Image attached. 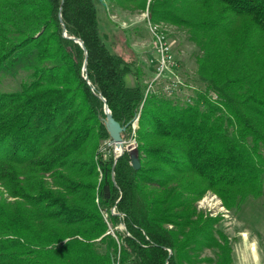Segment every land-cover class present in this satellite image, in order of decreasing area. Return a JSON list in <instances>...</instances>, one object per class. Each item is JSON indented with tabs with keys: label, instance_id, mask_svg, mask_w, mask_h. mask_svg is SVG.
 I'll return each instance as SVG.
<instances>
[{
	"label": "trees",
	"instance_id": "1",
	"mask_svg": "<svg viewBox=\"0 0 264 264\" xmlns=\"http://www.w3.org/2000/svg\"><path fill=\"white\" fill-rule=\"evenodd\" d=\"M147 11L194 46L183 99L126 81L138 70L101 40L94 0H0V70L24 75L0 90V264H191L204 248L199 261L232 264L194 202L211 191L234 211L264 191V0ZM99 96L138 168L113 159Z\"/></svg>",
	"mask_w": 264,
	"mask_h": 264
},
{
	"label": "rangeland",
	"instance_id": "2",
	"mask_svg": "<svg viewBox=\"0 0 264 264\" xmlns=\"http://www.w3.org/2000/svg\"><path fill=\"white\" fill-rule=\"evenodd\" d=\"M100 0L95 1L98 34L106 47L133 62L132 69H137V76L126 75V81H139L146 91H156L166 96L183 99L192 93L195 84V61L192 55L193 44L186 40L182 30L165 21L153 22L148 18V0ZM149 24L161 29L169 44L171 61L166 68L156 71L157 52L153 48L152 33ZM24 78L17 67L0 70V90H14ZM135 126V121L132 123ZM122 136V135H121ZM122 144L134 142L133 137L124 138ZM107 145L108 140L105 141ZM111 145V144H110ZM112 151V145H111ZM123 151H126L123 149ZM113 155V152H112ZM202 215L215 216L216 227L225 232L230 243L232 264H264V191L256 197H248L239 209L230 211L221 204L217 195L205 191L194 202ZM113 212V208H110ZM122 228L121 224L115 226ZM170 252V249H168ZM214 254L210 248H204L191 264H212L199 261L200 257ZM117 263L114 259L108 264Z\"/></svg>",
	"mask_w": 264,
	"mask_h": 264
},
{
	"label": "water",
	"instance_id": "3",
	"mask_svg": "<svg viewBox=\"0 0 264 264\" xmlns=\"http://www.w3.org/2000/svg\"><path fill=\"white\" fill-rule=\"evenodd\" d=\"M58 18L60 20L59 14H58ZM62 34L66 35L63 25H62ZM71 38L74 41L78 42V44L81 46L85 54V48H84V45L82 44L81 39H78L75 36H72ZM82 70H85V58L82 61ZM83 77L86 78V74H84ZM99 97L102 100V110L104 114L103 124L109 135L108 144L112 145L113 159H115L119 154H121L123 149H125L128 153L130 165L133 168H138L139 161H138V157H137V153L135 149V143L132 141V142H127L125 145L122 144L123 140H122L121 132L124 130L125 124H121L120 122H118L117 120L113 118L109 108L104 102L103 97L101 96ZM112 173L113 172L111 170L110 171L111 177H112Z\"/></svg>",
	"mask_w": 264,
	"mask_h": 264
},
{
	"label": "built area",
	"instance_id": "4",
	"mask_svg": "<svg viewBox=\"0 0 264 264\" xmlns=\"http://www.w3.org/2000/svg\"><path fill=\"white\" fill-rule=\"evenodd\" d=\"M148 29L152 33V44L153 48L157 52L156 64L154 68L157 72L162 70V68H166L167 64L172 60L171 53L169 50V44L166 42L164 34L161 29L157 28L155 24H149ZM117 264V263H112Z\"/></svg>",
	"mask_w": 264,
	"mask_h": 264
}]
</instances>
